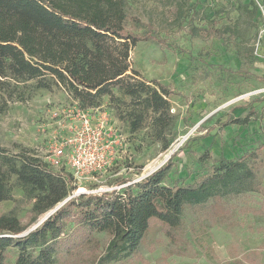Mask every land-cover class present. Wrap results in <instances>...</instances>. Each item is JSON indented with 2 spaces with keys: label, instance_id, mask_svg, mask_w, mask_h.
Wrapping results in <instances>:
<instances>
[{
  "label": "rangeland",
  "instance_id": "374dc122",
  "mask_svg": "<svg viewBox=\"0 0 264 264\" xmlns=\"http://www.w3.org/2000/svg\"><path fill=\"white\" fill-rule=\"evenodd\" d=\"M125 1L128 30L144 34L150 29L171 44L140 41L130 62L146 79L173 91L171 112L177 120L164 148L153 137L149 117L143 128L131 130L123 116L131 107L129 96L115 89L119 101L103 97L101 108L91 111L107 112L120 137L119 153L97 180L75 186L76 195L95 193L96 186L122 189L125 179L139 181L168 164L163 184L192 183L219 160L237 159L264 141V0ZM36 85V80L25 82L24 99L0 113V145L48 162L61 123L80 107L65 89ZM255 164L257 191L186 207L173 238L153 225L139 255L117 264H264V149ZM9 187L11 198L0 202V215L12 212L27 230L33 228L48 212L33 221L30 188L16 176ZM110 239L106 232L95 233L88 246L61 264H97ZM6 253L8 264H15L18 250L9 247Z\"/></svg>",
  "mask_w": 264,
  "mask_h": 264
},
{
  "label": "trees",
  "instance_id": "16d2710c",
  "mask_svg": "<svg viewBox=\"0 0 264 264\" xmlns=\"http://www.w3.org/2000/svg\"><path fill=\"white\" fill-rule=\"evenodd\" d=\"M125 6V0H0V113L24 99L23 84L29 80H36L37 88L65 89L80 109H100L105 96L119 101L117 89L131 98L123 115L131 130L143 128L149 117L153 137L168 148L167 134L177 120L171 112L173 91L156 79H146L132 67L130 55L143 40H156L163 47L171 44L150 29L144 34L128 30ZM263 149L264 141L237 159L223 158L192 183L175 179L163 184L168 164L139 181L125 179L128 185L122 189L77 194L23 236L19 235L28 225L12 212L1 214L0 264H8L9 247L18 250L15 264H61L101 232L111 239L97 264L133 259L153 225L173 238L186 207L257 191L255 162ZM12 176L30 188L33 221L75 189L69 173L0 145V202L11 198Z\"/></svg>",
  "mask_w": 264,
  "mask_h": 264
},
{
  "label": "built area",
  "instance_id": "2783aa9c",
  "mask_svg": "<svg viewBox=\"0 0 264 264\" xmlns=\"http://www.w3.org/2000/svg\"><path fill=\"white\" fill-rule=\"evenodd\" d=\"M54 137L52 155L46 162L56 172L69 173L75 186L97 180L98 175L111 168L119 153V134L104 111L94 114L90 109H78L61 123ZM96 187L91 191L102 194L118 190L121 185Z\"/></svg>",
  "mask_w": 264,
  "mask_h": 264
},
{
  "label": "water",
  "instance_id": "95a60500",
  "mask_svg": "<svg viewBox=\"0 0 264 264\" xmlns=\"http://www.w3.org/2000/svg\"><path fill=\"white\" fill-rule=\"evenodd\" d=\"M71 197V196H70ZM70 197H68L65 201H63L62 203H60L58 206H56L54 209H52L50 212H48L46 214V216L40 220L33 228L25 231L23 234H20L19 236H23L26 235L27 233H29L31 230L35 229L37 226H39L44 220H46L49 216H51L61 205H63Z\"/></svg>",
  "mask_w": 264,
  "mask_h": 264
},
{
  "label": "crops",
  "instance_id": "0c3cea01",
  "mask_svg": "<svg viewBox=\"0 0 264 264\" xmlns=\"http://www.w3.org/2000/svg\"><path fill=\"white\" fill-rule=\"evenodd\" d=\"M97 110V109H96ZM99 110V109H98Z\"/></svg>",
  "mask_w": 264,
  "mask_h": 264
}]
</instances>
